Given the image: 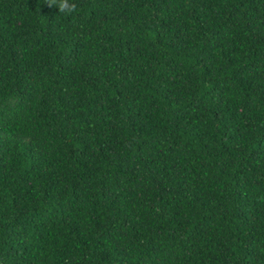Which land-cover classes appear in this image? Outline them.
I'll list each match as a JSON object with an SVG mask.
<instances>
[{
  "label": "trees",
  "instance_id": "trees-1",
  "mask_svg": "<svg viewBox=\"0 0 264 264\" xmlns=\"http://www.w3.org/2000/svg\"><path fill=\"white\" fill-rule=\"evenodd\" d=\"M0 0V264H264V0Z\"/></svg>",
  "mask_w": 264,
  "mask_h": 264
},
{
  "label": "clouds",
  "instance_id": "clouds-1",
  "mask_svg": "<svg viewBox=\"0 0 264 264\" xmlns=\"http://www.w3.org/2000/svg\"><path fill=\"white\" fill-rule=\"evenodd\" d=\"M49 8L58 10L59 14L72 15L76 11L75 0H45Z\"/></svg>",
  "mask_w": 264,
  "mask_h": 264
}]
</instances>
